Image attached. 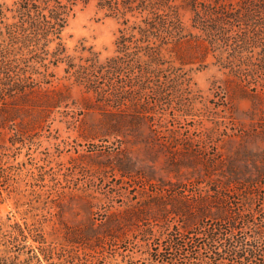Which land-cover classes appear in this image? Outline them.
Listing matches in <instances>:
<instances>
[{
  "label": "rangeland",
  "instance_id": "1",
  "mask_svg": "<svg viewBox=\"0 0 264 264\" xmlns=\"http://www.w3.org/2000/svg\"><path fill=\"white\" fill-rule=\"evenodd\" d=\"M62 2L69 11L62 32L67 53L88 69L75 80L60 62L49 88L61 90L58 105L43 116L21 104L15 119L0 126L1 246L10 244L7 228L14 221L41 225L48 240L61 242L63 224L98 222L105 208L171 196L211 200L209 178L225 170L228 156L261 173L250 201L258 220L264 214L257 195L264 192V0ZM153 17L163 22L149 37L131 28ZM120 29L128 34L122 43ZM16 70L30 68L20 62ZM222 189L243 202L240 187ZM139 223L117 243L77 246L70 264H150L154 248L173 259L168 264L206 254L202 238L192 252L169 242L168 233L180 234L178 215ZM203 232L193 227L182 240ZM39 251L42 264L59 260Z\"/></svg>",
  "mask_w": 264,
  "mask_h": 264
},
{
  "label": "trees",
  "instance_id": "2",
  "mask_svg": "<svg viewBox=\"0 0 264 264\" xmlns=\"http://www.w3.org/2000/svg\"><path fill=\"white\" fill-rule=\"evenodd\" d=\"M37 1L14 0L11 6L0 4V126L15 119L16 114L21 111V104L30 105L31 107H24L29 108L28 111L38 108V114L43 116L58 105L62 97L61 90L49 88L54 75L51 69L60 62H66L64 70L75 80L81 78L83 71L88 69V66L73 63V57L67 53L63 42L62 32L69 15L65 8L68 3H63L62 0H43L45 3L52 1L51 5L43 8ZM161 22L163 21L154 17L150 20L147 18L143 24L131 28L138 29L141 38H147L152 35L149 30L161 29ZM120 33L117 42L122 43L128 39V34L123 29H120ZM171 33V30H167V34ZM20 62L25 63L30 70L16 72ZM39 66L42 67L41 70L38 69ZM135 117L142 119L140 115ZM238 159L237 156H228L226 161L221 162L224 163L225 170L215 178H209L214 183L211 189L215 192L211 200L207 201L206 197L186 200L171 196L170 200L159 197L123 210L105 208V216L98 222L92 218L89 223L75 228L63 224L65 229L61 242L48 240L40 231L41 225L33 222L8 223L7 240L10 244L3 243L1 246L0 241V264H42L39 251L42 249L43 256L47 259L53 257V254L59 257L58 261L49 264L74 263V248L77 246L95 250L108 241L117 243L122 237L128 236L124 234L126 228L139 227V222H145L149 218L157 222L167 220L171 214L178 215L181 224L178 227L180 234L174 235L172 231L168 233L169 242L178 250L185 247L192 252L195 240L202 238L206 253L189 257L179 264H264V214L259 213L257 220L250 204L253 197L251 194L257 192L252 186L260 181L261 173L256 174L246 167L242 168ZM121 174L127 175L128 172L123 170ZM232 186L240 187L244 197L241 204L232 200L229 194L219 193L222 188L224 190ZM257 195L263 202L264 192ZM3 223L5 222L0 220V236L3 233ZM245 226L251 228V234L241 231ZM193 227L203 228L204 232L196 238L188 237L187 242L182 240V236L187 235ZM234 228L239 230L234 232ZM143 229L152 233L149 227ZM30 238L37 244L29 242ZM166 254L165 250L152 249L150 264H156L155 261L160 264L173 261ZM80 261L78 264H87L82 259Z\"/></svg>",
  "mask_w": 264,
  "mask_h": 264
}]
</instances>
